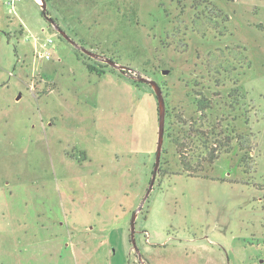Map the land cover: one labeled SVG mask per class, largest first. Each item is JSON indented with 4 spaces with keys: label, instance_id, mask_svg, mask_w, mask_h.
<instances>
[{
    "label": "rangeland",
    "instance_id": "374dc122",
    "mask_svg": "<svg viewBox=\"0 0 264 264\" xmlns=\"http://www.w3.org/2000/svg\"><path fill=\"white\" fill-rule=\"evenodd\" d=\"M6 1L0 264H264V0Z\"/></svg>",
    "mask_w": 264,
    "mask_h": 264
},
{
    "label": "trees",
    "instance_id": "16d2710c",
    "mask_svg": "<svg viewBox=\"0 0 264 264\" xmlns=\"http://www.w3.org/2000/svg\"><path fill=\"white\" fill-rule=\"evenodd\" d=\"M48 1V0H47ZM43 15L48 19L50 20L53 24H57V21H54L53 19H51L49 17V13L47 11L45 12H42ZM88 70L92 73H98L99 75H103L104 73L102 71H100L99 69L93 67V66H88ZM240 93V90L239 89H234L231 91V93L229 94V99L230 100H233L235 102L236 98H238V95ZM202 94V93H200ZM199 94V97L198 98H195V105L197 107V112L200 114V116L202 118H206V113L210 110H212V103L208 100V98H206L204 95H200ZM218 129V128H217ZM216 127L212 129V131L210 132H206V131H194L193 132L195 134H200V139L201 140H209L210 136L214 134V132H216ZM221 136V139L220 141H218V146L216 147V149H211L209 150L210 152L208 153V156H207V162L209 164H213L217 159H218V156L220 154V150H223V152H226L228 151V149H230L232 147V144L233 142L235 141V137H233V135L229 134L228 132L225 133V136L222 137V135L220 134ZM177 144V154L179 156V158H182V156H184L183 152H182V144H179L178 142L176 143ZM180 174V173H178ZM189 177H197L199 178L198 176H194V175H190V173L188 174ZM187 175V176H188ZM204 178H208V177H204ZM141 259L142 261H140L139 264H150L148 260H146L144 257L141 256Z\"/></svg>",
    "mask_w": 264,
    "mask_h": 264
},
{
    "label": "water",
    "instance_id": "95a60500",
    "mask_svg": "<svg viewBox=\"0 0 264 264\" xmlns=\"http://www.w3.org/2000/svg\"><path fill=\"white\" fill-rule=\"evenodd\" d=\"M42 1V10L43 12H45L47 10V0H41ZM56 27V30L60 33H62L66 38L67 34H65L56 24H53ZM72 44H74L78 49L82 50L83 52L91 55V56H95V54L91 53L90 51L86 50L83 47H80L79 45H77L76 43L72 42ZM110 64L116 68H124L123 66H119V64H115L113 62H110ZM145 80V79H142ZM145 82L149 83L152 87L155 88V92L156 95L158 97V102L160 105V111H159V137H158V145H157V153H156V165L154 168V172H153V177H152V181L149 187V190L146 193V196L143 200L142 205L145 203V201L149 198L155 182H156V177L158 175V170L160 168V164H161V159H162V155H163V148H164V142H165V131H166V117H167V105H166V99L163 93V90L161 88V86L156 82V81H150V80H145ZM141 207L138 209V211L133 215L132 217V221H131V239H132V243L134 245V248L136 249L137 253H139L137 247H136V243L134 240V235H135V223H136V218H137V214L138 212H140ZM140 261H142L141 257H140Z\"/></svg>",
    "mask_w": 264,
    "mask_h": 264
},
{
    "label": "built area",
    "instance_id": "2783aa9c",
    "mask_svg": "<svg viewBox=\"0 0 264 264\" xmlns=\"http://www.w3.org/2000/svg\"><path fill=\"white\" fill-rule=\"evenodd\" d=\"M19 2V0H7L6 5L10 7L12 10H14L16 3ZM53 44V40L51 38L46 39V41L43 44L42 50L38 51V56L40 58H46L50 54H52L51 45Z\"/></svg>",
    "mask_w": 264,
    "mask_h": 264
}]
</instances>
